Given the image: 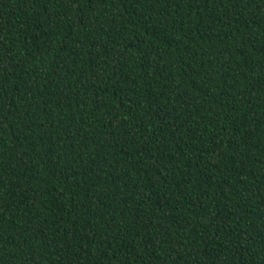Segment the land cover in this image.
I'll return each mask as SVG.
<instances>
[{
	"label": "trees",
	"instance_id": "obj_1",
	"mask_svg": "<svg viewBox=\"0 0 264 264\" xmlns=\"http://www.w3.org/2000/svg\"><path fill=\"white\" fill-rule=\"evenodd\" d=\"M0 264H264V0H0Z\"/></svg>",
	"mask_w": 264,
	"mask_h": 264
}]
</instances>
